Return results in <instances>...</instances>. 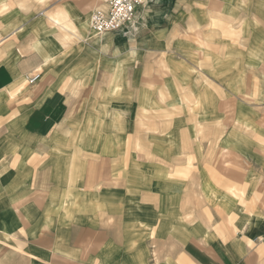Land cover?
<instances>
[{
	"label": "crops",
	"instance_id": "obj_1",
	"mask_svg": "<svg viewBox=\"0 0 264 264\" xmlns=\"http://www.w3.org/2000/svg\"><path fill=\"white\" fill-rule=\"evenodd\" d=\"M2 3L0 264H264V0Z\"/></svg>",
	"mask_w": 264,
	"mask_h": 264
},
{
	"label": "built area",
	"instance_id": "obj_2",
	"mask_svg": "<svg viewBox=\"0 0 264 264\" xmlns=\"http://www.w3.org/2000/svg\"><path fill=\"white\" fill-rule=\"evenodd\" d=\"M100 7L91 15L90 28L94 34H104L112 31L128 30L137 31L139 28L137 13L149 0H98ZM39 73L31 77L37 80Z\"/></svg>",
	"mask_w": 264,
	"mask_h": 264
},
{
	"label": "rangeland",
	"instance_id": "obj_3",
	"mask_svg": "<svg viewBox=\"0 0 264 264\" xmlns=\"http://www.w3.org/2000/svg\"><path fill=\"white\" fill-rule=\"evenodd\" d=\"M149 2V1H148ZM147 2V3H148ZM146 3V4H147ZM3 8H5V5H4V3H2V5H0V10H2ZM140 8H145V6L144 7H140ZM138 14V13H137ZM249 71V70H248ZM247 75L245 74V79H254V77H252V76H249V78H247L246 77ZM247 84H250L249 82L247 83ZM259 103H261V101L260 100H252V99H247L246 101H245V103H244V106L245 107H249V106H252V107H255V105L256 104H259ZM261 107H263V105L262 104H259ZM258 113L256 114V115H251V117L253 118V119H251L252 120V122H254L255 124H258L261 120H260V113H259V111H257ZM262 117H264V116H262ZM231 120H232V117H231ZM148 122L149 121H146L145 123H137L138 125H141L142 126V128H145V129H147L148 128ZM254 123H253V125H254ZM252 125V126H253ZM141 126H140V128H141ZM226 156H231L230 155V153L228 152V154L226 155ZM234 156V155H233ZM234 167V166H233Z\"/></svg>",
	"mask_w": 264,
	"mask_h": 264
}]
</instances>
